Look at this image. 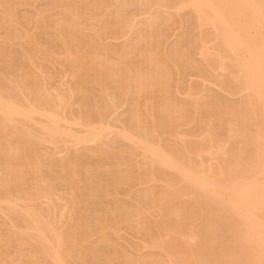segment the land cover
I'll return each instance as SVG.
<instances>
[{"label":"bare ground","instance_id":"obj_1","mask_svg":"<svg viewBox=\"0 0 264 264\" xmlns=\"http://www.w3.org/2000/svg\"><path fill=\"white\" fill-rule=\"evenodd\" d=\"M28 2L0 0V264H264V0H48L47 9L36 8L29 17H21L36 29L49 28L46 39L31 37L29 25L26 29L17 19V7ZM155 7L193 11L199 30V41H194L200 42L196 46L204 68L192 61L190 41L183 44L178 39L158 51L172 34H167L168 21L174 13L157 9L136 19L138 13ZM130 8L138 11L127 13ZM87 22L89 32L83 29ZM104 38L123 41L105 44ZM195 68L199 78L241 96L231 103L221 98L223 90L221 97L210 90L200 95L192 82L185 99L176 86L180 99L175 98L170 91L173 77ZM217 69L223 76H213ZM53 79L59 80L58 88L50 86ZM93 96L109 98V103L99 100L101 106L94 105ZM71 101L76 113L68 112ZM126 101L132 126L123 124L116 140L130 143L144 166L139 160L141 166L131 171L133 154L127 156L129 162L123 150L118 159L111 153L119 172H112L114 164L115 168L106 164L111 174L106 172L108 178L104 174L100 180L101 165L94 162L93 170L80 166L81 176L77 169L81 156L77 158L73 148L85 146L91 155L104 158L108 152L102 148L111 145L107 131L113 127L103 115L114 113ZM195 117L200 129L196 126L190 132L199 133V138L187 133L186 140L180 131L174 133L177 122L184 127ZM161 131L175 139L159 144L154 138ZM88 143L97 145L87 148ZM47 146L65 155L53 161ZM70 148L75 153L68 152ZM46 155L52 159L45 165L47 171L42 161L39 165ZM206 155L211 163L200 160ZM156 180L163 185L158 181L154 185ZM130 181L145 184V194L132 195L133 201L114 199L112 193L118 191L113 187L111 193L109 186L125 187L123 183ZM54 182L67 191L56 196ZM100 197L101 206L94 209L92 201ZM150 210L159 214V218L149 214L159 219L158 236L150 232L156 237L149 235L151 227L146 228L152 220L145 212ZM63 219L66 223L58 225ZM121 226L149 233L143 247L150 253L134 257L131 250L130 254L116 248ZM12 249L26 254L17 258ZM157 249L160 252H153Z\"/></svg>","mask_w":264,"mask_h":264},{"label":"rangeland","instance_id":"obj_2","mask_svg":"<svg viewBox=\"0 0 264 264\" xmlns=\"http://www.w3.org/2000/svg\"><path fill=\"white\" fill-rule=\"evenodd\" d=\"M47 1H48V0H35V1H34V0H31V2H28V3L33 4V5H30V4H28V3H24L25 5H20V6H18V7H17V10H18L17 13H18V15H19V18H18V16H17V19L20 20L21 17H26V14H27V16L29 17L28 14H29L31 11H32V12H35L36 8H37V9H38V8H39V9H41V8H42V9H43V8H44V9H47V7H48V6H46L47 3L44 4V2H47ZM119 1H121V0H119ZM42 2H43V3H42ZM116 3H117L116 5H118L119 2L117 1ZM45 7H46V8H45ZM155 8H156V7H155ZM163 8H164V9H163ZM166 8H167V10H165ZM168 8H169V7H162V8L152 9V10L149 8L150 12H146V11L148 10V9H147V10L144 12V13H146V14H144L143 12H141L142 15H141L140 13H138V14H137L138 17L136 16V19H138V18L140 19V18H141L140 20H143V17H145V18H147V16L149 17V16H150L149 13L152 15V14H154V13L156 12L157 9H162L163 11L165 10L164 12L168 11V12H166L167 14H169V13H170V14L174 13V14H172V15H173V16H172V19H170L171 21H170V22L168 21L169 26H170V28H171L172 30L170 29V30L168 31L167 34H169V32L172 33V34H169V36H167L168 40H165L166 42L162 40L163 43L161 42V44H160L161 46H159L160 49L158 48V51L161 53V52L167 50L169 47H171L172 45H174V42H177L178 39L180 40V43H181V41H182L183 44H184L185 42H186V44H188L189 41H190L189 44H191V45H188V50H189V53L191 52V55H192V53L194 54V55H192V56L190 55V57H192V58H191L192 61L194 62V60H195L196 63L198 62L199 64H201V66L199 65V69L204 68V65H203L204 63L202 64V62H201V56H200V54H199V52H198V47L196 46V45H198V46L200 45V44H199L200 42L198 43V41H199V36H198V35H199V34H198V33H199V30H198V29L195 30L196 28L194 27V21H192V20H194V17H193V16H194V15H193V11H192V14H191V13H190L191 10L188 9V8H186V9H185V8H184V9H181V11H180V10L177 11V10H175V9H173V8H172V9H171V8L168 9ZM22 9H23V10H22ZM34 9H35V10H34ZM132 9H135V10H136V8H132ZM132 9L130 8V9L128 10L127 13H129V12H131V11H132V12H135V10L133 11ZM53 10H55V9H53ZM162 10H161V11H162ZM169 10H170V12H169ZM25 11H26V12H25ZM55 11H56V10H55ZM55 11H54V12H55ZM136 11H138V9H137ZM28 12H29V13H28ZM50 12H53V11L51 10ZM176 12H177V13H176ZM22 13L25 14V15H23ZM30 15H31V14H30ZM189 15H190V16L192 15V16L190 17ZM169 16H171V15H169ZM182 16H183V17H182ZM179 17H180V18H179ZM181 18H182V19H181ZM183 18H185V19H183ZM188 18H189V19H188ZM22 19H23V20H22ZM22 19L20 20L21 25L23 24V26H24V23H25V27H26V29H27V26H26V25H29V26H28V29H27V32H29V30H30V32H31V31L33 30L32 28L35 29L34 31H32L33 33H32V32H31V33H30V32L28 33L31 37H32L33 35H34L36 38H38V39H40V38L44 39V37H45V39H46V38L49 37V34L51 33V30H50L49 28H45V27H44L43 29H41L40 26H38L37 29H36V28L33 27L31 24L26 23V21L24 20L25 18H22ZM190 19H191V20H190ZM187 20H188L189 22H192L191 25H189L190 23L187 22ZM173 21H174V23H173ZM177 21H178V22H177ZM23 22H24V23H23ZM181 23H182V24H181ZM188 23H189V24H188ZM87 24H88V25H87ZM89 24H90V22H87V23H86V26L84 25L85 27H84L83 29H88V27H89V29H90V25H89ZM170 24H171V25H170ZM174 24H175V25H174ZM181 25H182V26H181ZM87 26H88V27H87ZM171 26H172V27H171ZM186 26H187V27H186ZM192 26H193V28H192ZM25 27H24V28H25ZM41 27H42V26H41ZM188 28H190V29H188ZM38 29H39V31H38ZM89 29H88V30H85V31L89 32V31H90ZM174 29H175V30H174ZM180 29H181V30H180ZM191 29H193V30H191ZM45 30H46L47 32H46ZM187 30H188V31H187ZM41 31H42V32H41ZM192 31H193V32H192ZM197 31H198V32H197ZM191 32H192V34H191ZM194 32H197V34L194 33ZM0 33L3 34V30H0ZM37 33H38V34H37ZM41 33H43V34H41ZM182 33H183V35H182ZM184 33H185V35H184ZM188 33H189V34H188ZM36 34H37V35H36ZM167 34H166V35H167ZM193 34H194V35H193ZM41 35H42V36H41ZM45 35H46V36H45ZM178 35H179V36H178ZM187 35L190 36L191 38L189 37V39H188V36H187ZM30 36H29V37H30ZM196 36H198V37H196ZM165 37H166V36H165ZM183 37L186 38V41H184V38H183ZM167 38H166V39H167ZM182 38H183V39H182ZM193 38H194V39H193ZM105 39H106V38H104V39L102 40L103 43L107 44V43L110 41L108 44H111V42H113V43H112L113 45H115V44H117V43L119 44V43H121V42L123 41V39H110V38H107L108 41L105 40ZM187 39H188V41H187ZM194 40H198V41H194ZM106 41H107V42H106ZM171 41H172V42L174 41L173 44H172ZM192 41H193V43L195 42V44L192 45ZM168 44H169V45H168ZM170 44H171V45H170ZM181 45H182V44H181ZM141 46H142V45H141ZM164 47L167 48V49H164V50H163ZM190 47H191V48H190ZM192 47H193V49H192ZM189 48H190V49H189ZM194 49H195V50H194ZM196 49H197V50H196ZM195 51H197V52H196L197 55L195 54ZM194 57H195V58H194ZM199 59H200V60H199ZM200 62H201V63H200ZM198 63H197V64H198ZM202 65H203V66H202ZM197 66H198V65H197ZM59 69H60V67H59ZM199 69H198V68H197V69L195 68V69H194V72H192L193 69H190L189 71L186 69L187 72H184L185 70H181V73L179 74L180 76H179V75H177V76L175 75V77H173L174 80L171 81V82H172L171 87H172V86H173V87L171 88L170 91H171L172 94H175V93H176V94H175L176 96L173 95L175 98L178 97V99H180V98H179V92L181 91V92H180V95L182 96L181 99H185L184 97H186V94H185V91L187 90L186 88H188L189 84L192 83V82H193L194 84L197 83V85H198V86H197V87H198L197 90H198V94H200V95H201V93L206 92V93H204V94H210V93H212L213 96H218V97H221V96H222V93H223L224 90H223V89H220V87L218 88V87H217L218 85H217L213 80H212V82H213L214 84H212L211 82H209V81H211V79H209V78H208V80H207V79L205 80V81H207V82H205L203 78H202V79L199 78V77H201V76L198 75V74H199V73H198V72H199V71H198ZM60 70H61V69H60ZM214 70H216V69H214ZM195 71H197V72H195ZM210 71L213 72V69H211ZM217 71H218V69H217ZM217 71H215V72H217ZM215 72L213 73V74H214L213 76H217V74H218V77H220L219 75L223 74V73L220 72V70H219L217 73H215ZM194 73H196V74H194ZM184 74L186 75V77L184 76ZM188 74H190L191 76L188 75ZM182 76H183V77H182ZM189 76H190V77H189ZM221 76H223V75H221ZM178 77H181V78H178ZM177 78H178V79H177ZM54 79H55V78H54ZM54 79H53V81H51L53 84L50 82V86L52 85L51 87H54L55 84H57V87H55V88H58V87H59V84H58V83H59V80H57V79L54 80ZM181 79H182L183 82L181 81ZM189 79H190V81H189V83H188V80H189ZM175 80H176V81H175ZM202 81H203V83H204L203 85H202ZM54 82H55V83H54ZM180 82H181V83H180ZM198 82H199L200 84H199ZM209 83H210V84H209ZM176 84H177V85H176ZM205 84H206V85H205ZM199 85H201V87L203 86V87H205V88H203V90H201V87H200ZM213 85H214V86H213ZM216 85H217V86H216ZM174 86H175V87H174ZM176 86H178V88H176ZM179 86H180V87H179ZM199 87H200V89H199ZM175 88L178 89L179 92H178ZM184 88H185V89H184ZM207 88H208V89H207ZM174 89H175V90H174ZM206 89H207V90H206ZM214 89H215V90H214ZM173 90H174V91H173ZM199 90H200V91H199ZM204 90H205V91H204ZM208 90H210L211 92L209 93ZM219 90H220V92H219ZM221 90H223V91H221ZM182 92H183V93H182ZM224 92H225V91H224ZM226 92H227V91H226ZM226 92L223 93V96L221 97L223 100L225 99L226 102L230 101V102L232 103V101H233V102L235 101V100H234L235 98H236V101H237V99L241 96V95L238 96V94H237V95H235V94L232 95V93H229V92L226 93ZM183 94H185V95H183ZM220 94H221V95H220ZM177 95H178V96H177ZM212 95H211V96H212ZM181 96H180V97H181ZM213 96H212V97H213ZM224 96H225V98H224ZM237 97H238V98H237ZM93 98H95V97H94V96L91 97L90 101H93L94 105H95L96 103L98 104V103H99V100H101V98L99 99L98 96H97L98 99H97V98L93 99ZM107 98H108V97H107ZM92 99H93V100H92ZM108 99H109V98H108ZM108 99H107V101H108ZM105 100H106V99H102L100 103H101L102 105L108 104L109 102H107V101H105ZM225 100H224V101H225ZM95 101H96V102H95ZM102 101H104V102H102ZM105 102H106V103H105ZM93 103H92V104H93ZM100 103H99V105L101 106ZM104 103H105V104H104ZM97 104H96V105H97ZM126 104H127V106H126ZM68 107L70 108V109L67 108V109L69 110L68 112H70V111L72 112V111H73L74 113H76L75 110H77V106H76L74 103H72V101H71V103L69 104ZM129 107H130L129 102L127 103V101H126L125 105H123L122 108H121V107H118V109L116 108L117 110L114 109V113H112L113 111H110L112 114H111L110 112H109V113L107 112V114L105 113V115H103V116H104V121H105V120H106V121H109L110 124H111L112 127H113V128L109 127V128L112 129L113 131L110 130V129H109V131H111V132L107 131V132H108L107 134L109 135V137H108L107 134H106V136H107L108 138H110V139H108V138L106 137V138L108 139L107 142H108V143H111V145H110V144H106V145H108V147H106V146L104 145V146H105L104 149L102 148V150H104V152H108L107 155L110 153L111 157H109L110 155H108V157H107V155H106L104 158H103V157H100V158H99V155H98V154L91 155L90 152L88 151V149L84 148L85 146H82V148H81V146H80V147H78L77 149L73 148V149L75 150V152L78 151L77 153L73 152L74 150H72L71 148L68 149V152H71V151H72L71 153H72V154L75 153L74 155H77V158H78L79 156H81V157L78 158V161L80 160L79 162H81V164L79 163V165L77 166V169H78V170L80 169V166H82L83 164H86L85 167H84V165H83L84 169L87 167V168H89V169H91V170L95 169L97 166H100V165L102 166V165H103L102 167H103L104 169L102 170L101 166H100V169H101V170L99 169V172L102 171L103 173L101 172L100 174H98V178L100 179V177H101L102 175L104 176V174H105L106 172H107V173H106L107 175H110L111 172L108 171V169L110 170L111 168H113V167L116 165V163H113V162L116 161V160H113V159H114V156L116 155V156H117V159H118V155H119V157H120V153H121L120 151H123V150L126 151V152H124V156H123V158H124V157H127V156H130L131 154H133L132 156H133L134 158L136 157L135 159H138V160H135L132 156H130V160L132 161V164H133V166L130 165V166H132V167H130V168L132 169V170L130 169L131 171H133L134 168L136 169V166H137V167L141 166V165H139L140 163L143 165V161H142L143 158H142V156L139 155V154H140L139 152H137L138 154L136 153V149L133 150V147L131 148V144H130V143L126 144L127 142H125V140H123V139H122L123 141H122L121 139H120V141H119V139L116 140L117 138H119V137L117 136L116 133H117L118 130H121V128H123V124H124V126H127V127H128V126H130V127L132 126V122H131L130 120H128V119H130V117L128 116V115H129V110H130V109H128ZM148 107H149V106H148ZM119 108H120V109H119ZM67 109H66V110H67ZM74 109H75V110H74ZM122 109H123L124 111H123ZM115 110H116V112H115ZM126 110H127V111H126ZM71 112H70V113H71ZM73 112H72V113H73ZM125 112H127V113H125ZM148 113H149V111H148ZM113 114H114V115H113ZM116 114H118V115H116ZM122 114H125V115H122ZM190 114H192L191 116H193V113H190ZM111 115H112V116H111ZM115 115L118 116V118H117ZM119 115H120V116H119ZM108 116H109V117L111 116L110 120H108ZM122 116H124V117H122ZM126 116H128L127 119H126ZM112 117H113L114 119H112ZM119 117H120V119H119ZM121 117H122V118H121ZM124 118H125L126 120H125ZM190 118H192V117H190ZM111 119H112V120H111ZM118 119L120 120V122H119ZM121 119H123L125 123H124L123 120H121ZM113 120H114V122H112ZM189 120H190V121H189ZM189 120H188V123H189L191 126H190L189 124H184L185 126H187V127L184 126V127H185V128H184V127H183V122L180 123V125H181L182 127L179 125V122H177V123H178L177 125L180 126V128H178L177 125L174 126V129L176 128V130H174V133H175V132L177 133V132L180 131V132H179V135L181 134V135L186 136V138H184V137H182V136H181L180 138H184V139H186V140L189 139L190 136H189V135H185V134H187V133L190 134V133H191V135H192V132H190V130H192L193 127H194V129L196 130V126H197V127L199 126V124H198L199 122H198V120H197V117H195V121H193V123H190V122H192V119H189ZM193 120H194V119H193ZM116 121H117V123H116ZM126 121H127V125H126ZM129 121H130L131 123H130ZM118 122H119V123H118ZM194 122H195L197 125H196ZM112 123H113V124H112ZM128 124H129V125H128ZM115 125H117V128L114 127ZM188 125H189V126H188ZM121 126H122V127H121ZM119 127H120V128H119ZM189 127H190V128H189ZM191 127H192V128H191ZM177 128H178V130H177ZM179 129H180V130H179ZM186 129H187V130L189 129V131H187ZM198 129H200V126L197 128V130H198ZM183 130H184V131H183ZM195 130H194V132H195ZM181 131H182V132H181ZM186 131H187V132H186ZM164 133H165V134H164ZM164 133L161 131V133H160L161 136H160V135H157V134H159V132H158V133L156 134V135H157L156 138H154V141H157L158 143L162 141L161 143H162V145H163L164 143L168 144L169 139H170L169 142H172L173 139H175L173 136L168 135V133H166V132H164ZM176 133H175V134H176ZM163 134H164V135H163ZM196 134H197V135H196ZM196 134H194V135H196V136L199 138V133H196ZM110 135H111V136H110ZM114 135H116L117 137L114 136ZM162 135H163V136H162ZM165 135H166V136H165ZM179 135H176V136H178V140H179ZM194 135H192V136H194ZM158 136H159L160 138H159ZM188 136H189V137H188ZM113 137H114V138H113ZM154 137H155V136H154ZM161 137H162V138L164 137L163 140H162ZM165 137H167V139H166ZM169 137H170V138H169ZM187 137H188V138H187ZM192 138H193V137H192ZM113 139H114L115 142L113 141ZM155 139H156V140H155ZM157 139H158V140H157ZM194 139H197V138L194 137ZM164 140H165V142H164ZM180 140H182V139H180ZM109 141H111V142H109ZM117 141H118V142H117ZM124 142H125V144H124ZM117 143H118V144H117ZM122 143H123V144H122ZM161 143H159V144H161ZM95 144H96V143H95ZM91 145H92V146H91ZM96 145H97V144H96ZM96 145H95V146H96ZM109 145H110V147H109ZM118 145H119V146H118ZM121 145H122V146H121ZM129 145H130V146H129ZM88 146H90V148H91V147H92V148L95 147V146L93 145V143H88V145H86V147L88 148ZM125 146H126V147H125ZM47 147L49 148V152H51L52 150H50V149H52V148L49 147V146H47ZM112 147H113V148L116 147V148L113 149ZM128 147H129V148H128ZM80 148H81V149H80ZM109 148H111V149H110V150H107V149H109ZM122 148H123V149H122ZM125 148L129 149V151L132 149V150H131L132 152L130 151V152H131V153H130V152H129L127 149H125ZM83 149H84L86 152H85ZM121 149H122V150H121ZM70 150H71V151H70ZM80 150H81V151H80ZM113 150H114V151H113ZM127 151H128V152H127ZM79 152H80V153H79ZM88 152H89V153H88ZM104 152H102V154H100V156H103V155H104ZM85 153H86V154H85ZM111 153H112L113 155H114V154H115V155L113 156ZM134 153H136V154L139 155V156L134 155ZM50 154H51V158H54L53 161H55V160L58 161V160L62 157V155H65V153L63 154L62 152L60 153L61 155H59L58 152H57V153H53V152H51ZM54 154H55V155H54ZM117 154H118V155H117ZM56 155L58 156V158H56ZM78 155H79V156H78ZM97 155H98V156H97ZM46 156H47V157H46ZM46 156L43 157V158L45 159V161H44L43 158H41V160H40V162H39V165H40V163H41V161H42L41 165H43V166H41V165H40V166L43 168V170L45 169V170L47 171L45 165L49 164V161L51 162L52 159L49 160V158H50L49 156H50V155H49V156L46 155ZM59 156H60V157H59ZM87 156H88V157H87ZM92 156H93V157H92ZM121 156H122V155H121ZM203 156H204V155H203ZM203 156H201V157H202L204 160L201 159V157H200V160H201V161H205V162H206V161H207V162L210 161V163H211V160L209 159V157H208L207 155H206V156H207L206 158L203 157ZM48 157H49V158H48ZM89 157H91V158L89 159ZM106 157L108 158L107 161H109V159H111L112 162H110V161H109V162H104V161H106V160H104V159H107ZM55 158H56V159H55ZM82 158H83V159H82ZM94 158H95V159H94ZM101 158H103V162L101 161V160H102ZM112 158H113V159H112ZM123 158H122V157L120 158V159H121V162H122ZM127 158H128V160H129V157H127ZM127 158H125V159H127ZM132 158H133V159H132ZM141 158H142V159H141ZM86 159H87V160H86ZM99 159H100V160H99ZM198 159H199V158L196 159L197 162H199ZM207 159H208V160H207ZM46 160H47V161H46ZM81 160H83V161H81ZM88 160H89V161H88ZM128 160H125L124 162L126 163ZM130 160H129V162H130ZM134 160H135V161H134ZM139 160H140V161H139ZM138 161H139V164L137 163ZM141 161H142V162H141ZM45 162H46V163H45ZM83 162H84V163H83ZM85 162H87V163H85ZM94 162H95V163H97V162H98V163L101 162V164H100V163H99V164H98V163L95 164ZM205 162H203V163H205ZM88 163H91V167L89 166L90 164H88ZM102 163H103V164H102ZM108 163H109V164H108ZM111 163H112V165H111ZM136 163H137V164H136ZM87 164H88V166H87ZM94 164L96 165V167H95ZM106 164H107V166H110V167L112 166V167H111V168H106V169H105V167H107ZM113 164H114V166H113ZM205 164H206V163H205ZM208 164H209V163H208ZM92 165H93V166H92ZM44 166H45V167H44ZM104 166H105V167H104ZM134 166H135V167H134ZM143 166H144V165H143ZM205 166H206V165H205ZM207 166H208V165H207ZM207 166H206V167H207ZM78 167H79V168H78ZM83 167H81V169L79 170L80 173H81V176H82V174H84V173H83V172H84V169H82ZM93 167H94V168H93ZM115 167H116V166H115ZM115 167H114V168H115ZM112 170H113L112 172H114V173H115V171H116V172H119V170L117 169V167H116V169H112ZM114 170H115V171H114ZM117 170H118V171H117ZM82 171H83V172H82ZM134 171H135V170H134ZM44 172H45V171H44ZM46 173H47V172H46ZM108 173H109V174H108ZM106 174H105V175H106ZM99 175H100V176H99ZM107 175H106V178H108ZM83 176H84V175H83ZM104 177H105V176H104ZM104 177H102V181H103V178H104ZM82 178H83V177H82ZM82 180L84 181V178H83ZM100 180H101V179H100ZM157 181H158V180L154 181V182H155L154 185L157 186V183H158V182H159V183H158V186H159V184H160V186L163 185V182H161V181H158V182H157ZM103 182H105V181H103ZM130 182H132V185H131ZM130 182H128V183H126V184L123 183L125 187H123V186L121 187L120 185H122V184H120L119 186L117 185V186H118V189L120 188V190L115 189L117 186H114V185L109 186V185H108L109 187H111V193L114 192V190H117V191H118L117 194H116L115 192L112 193L113 198L115 199V197H116V199L119 198V200H122V199L124 198V201H127L128 199H129L128 201H131V200L133 201L135 196H137V198H139L140 196H143V194H145V193H142V192H143V189L146 188V185H145V184H142L141 182H137V181H135V182H137L138 184H137V183L133 184V183H134L133 181H130ZM154 182H152V183H154ZM84 183H85V181H84ZM139 183H140V184H139ZM54 184H55L56 186H55ZM54 184H53L54 190H55V191L57 190L56 192H54L56 196H57V195H60V194L64 191L65 188H66L65 191H67V189H68L67 187H65V188L61 187V185H60L58 182H54ZM57 184H58V185H57ZM86 184H87V183H86ZM109 184H113V182H112V183L110 182ZM87 185H88V184H87ZM128 185L132 188V190L130 189V191H129V187H128ZM143 185L145 186V188H144ZM59 187H60L61 189H60ZM113 187H114V190L112 191ZM123 188H126V189H123ZM61 190H62V191H61ZM124 190H127V191L125 192ZM60 191H61V193H60ZM117 191H116V192H117ZM120 191H121V192H120ZM122 191H123V193H124L125 195H127V197L129 196L130 198H129V197L127 198L125 195L122 196V195H121ZM68 192H69V191H68ZM68 192H67V194H68ZM127 192H129V194H128ZM140 192H141V193H140ZM144 192H145V190H144ZM123 193H122V194H123ZM126 193H127V194H126ZM99 194H102V193H99ZM113 194H116V196L113 195ZM118 194H119V195H118ZM141 194H142V195H141ZM117 195H118V196H117ZM132 195H135V196H132ZM67 196L70 197L69 195H67ZM100 196H102V195H100ZM104 197H105V195H103V198H104ZM120 197H122V199H121ZM131 197H132V198H131ZM137 198H135V199H137ZM95 199L98 200L97 198H95ZM95 199H93V201H94ZM105 199H106V202H107V200H108V202H111V203L113 204V202H112V200L110 199V197H109L108 199H107V197H105L103 200H105ZM96 200H95V201H96ZM101 200H102V198L100 197V201H96V202H94V203H93V201H92V204H93V208H94V209H95V208H96V209H99V208H100L99 206H101V205H99V202H101ZM103 200H102V201H103ZM110 200H111V201H110ZM119 200H118V201H119ZM43 201H44V200H43ZM106 202H105L104 204H107V203H108V202H107V203H106ZM119 202H123V200H122V201H119ZM96 203H97V205H96ZM102 203H103V202H102ZM92 204H91V208H90L91 210H92ZM98 205H99V206H98ZM97 206H98V207H97ZM150 212H151L152 214H151ZM145 213H146V214H145L146 216H148L149 214H151V215H153V216L156 215V216H154L155 218H157V216H158V218H159V214L157 215V213H156L155 211L153 212L152 210H150V211L145 212ZM151 215H149L150 217H149V219H148V221H149V220H150V221L152 220V221H151V224H150V222H149V223H147V225H146V226H147L146 228H148V227H149V228L151 227V228H150L149 231H148V230H145V231H146V232L148 231L149 233L152 231L154 234H157V236H158L159 229L156 228L155 225L158 223V220H159V219H154V217H152ZM152 218H153V219H152ZM64 220H65V219L61 220V222H63ZM155 220H156V221H155ZM65 221H67V220H65ZM153 221H154V222H153ZM65 223H66V222H63V223H60V224H58V225L63 226ZM152 224H153V225H152ZM58 225H57V226H58ZM60 226H59V227H60ZM121 227H122V226H121ZM152 227L155 228V229H153ZM157 227H158V226H157ZM125 228H126V227H124V226L122 227V229L119 228V229H120V230H119V233H121V234H118V235H120V236H119V239H117L116 244L118 243L119 246L116 245V248L119 247V249H123V250H125V252L127 251V253H129L130 250H131L132 255H134V257H135L136 254H137L136 256H138L141 252H143V253L145 252V254L150 253V251H151V250H149L150 248L143 247V246H145V242H144V241H148L147 239L150 238L149 235H151L152 233H150V234L148 233L149 235H148L147 233H145V232H142V233L139 234L138 232H135V231H136L135 229H128V228H127V229L125 230ZM149 228H148V229H149ZM156 229H157V230H156ZM124 230H125L127 233H126ZM127 230H130V232L127 231ZM131 230H135V231H131ZM153 230L156 231V232H154ZM120 231H121V232H120ZM123 231H124L125 233H123ZM143 233H145V234H143ZM142 234H143V235H142ZM122 235H124V236H122ZM140 235H141V236H140ZM145 235H147V237H149V238H147ZM142 236H143V237H142ZM151 236L153 237V236H155V235L152 234ZM141 237H142V239H140ZM155 237H156V236H155ZM121 238H123V239H121ZM126 240H127V241H126ZM119 241H120V242H119ZM142 242H144V243L142 244ZM119 243H120V244H119ZM130 243H131V244H130ZM121 244L124 245L125 247L122 246ZM134 244H135V247H134ZM120 245H121V246H120ZM132 245H133V246H132ZM141 245H142V246H141ZM129 246H131L132 248L129 247ZM137 246H138V247H137ZM140 246H141V247H140ZM101 247H102V246H101ZM135 248H136V249H135ZM140 248H141V249H140ZM145 248H146V249H145ZM128 249H129V250H128ZM133 249H135L136 251L133 250ZM139 249H140V252L138 251ZM132 250H133V251H132ZM143 250H144V251H143ZM157 250H158V251L154 250L153 252H156V253L160 252L159 249H157ZM12 251H15V252H12ZM128 251H129V252H128ZM147 251H148V252H147ZM10 252H11L12 254H13V253H16V257H17V258H21V257L23 258V252H24V254H26V252H25L24 250H21V251L18 250V251H16L15 249H12ZM131 252H130V254H131ZM137 252H138V253H137ZM153 252H151V253H153ZM19 253H20V254H19ZM21 253H22V254H21ZM133 253H135V254H133ZM143 253H142V254H143ZM18 254L20 255V257H18ZM142 254H141V255H142ZM13 255H14V254H13ZM14 256H15V255H14ZM24 256H25V255H24Z\"/></svg>","mask_w":264,"mask_h":264}]
</instances>
